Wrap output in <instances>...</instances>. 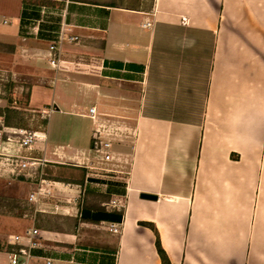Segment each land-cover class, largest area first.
I'll return each mask as SVG.
<instances>
[{
  "label": "crops",
  "instance_id": "obj_1",
  "mask_svg": "<svg viewBox=\"0 0 264 264\" xmlns=\"http://www.w3.org/2000/svg\"><path fill=\"white\" fill-rule=\"evenodd\" d=\"M5 108L27 264H161L157 239L170 264H264V0H0ZM51 115L69 138L41 134ZM17 128L43 144L17 151Z\"/></svg>",
  "mask_w": 264,
  "mask_h": 264
},
{
  "label": "built area",
  "instance_id": "obj_2",
  "mask_svg": "<svg viewBox=\"0 0 264 264\" xmlns=\"http://www.w3.org/2000/svg\"><path fill=\"white\" fill-rule=\"evenodd\" d=\"M149 26V25H147ZM64 40V36L61 35L56 44L51 45L49 47L50 55H49V64L53 67H58L60 62V47L61 43ZM67 40L70 42H75L77 40L76 37H67ZM88 113L94 117L96 113L95 107H90L88 109ZM0 127H4L2 120L0 119ZM7 141L16 140L23 148L31 149L40 144H43L45 138L42 135L37 134L31 130L25 128H17L13 131V133L6 137ZM103 148H109V144H103ZM106 160H109L110 157L108 155L105 156ZM37 161L25 158L18 157H8L5 165L9 168L10 171L14 172L16 170L28 169L34 165H36ZM41 192L38 191L29 196L28 202L32 203L35 201L37 196H40ZM114 205V202L112 203ZM108 230L114 234H118L120 231L115 225H110ZM26 236L28 238V242L26 246L22 245V238L19 236L13 237V245L19 246L17 250H14L8 254L9 264H27V260L31 258V251L38 247L37 239L39 237V231L37 229H30L26 232ZM44 264H53L52 261L46 260Z\"/></svg>",
  "mask_w": 264,
  "mask_h": 264
},
{
  "label": "rangeland",
  "instance_id": "obj_3",
  "mask_svg": "<svg viewBox=\"0 0 264 264\" xmlns=\"http://www.w3.org/2000/svg\"><path fill=\"white\" fill-rule=\"evenodd\" d=\"M39 102H42L41 94L39 95ZM50 110H48L49 112ZM37 114H40L41 111L38 109ZM50 113V112H49ZM54 116H50L48 119V122L46 127L43 128L41 134L46 136L50 130V139L52 135L54 134L55 137L58 138H69V133L67 134L68 136L64 137L65 134L63 132H58L54 130ZM69 125V124H67ZM27 127L30 128L29 125ZM30 130V129H28ZM65 133V132H64ZM49 135V134H48ZM63 140V139H62ZM17 151L23 153L25 152V148H23L20 145H14ZM87 146H90V140L87 138ZM28 193V188L27 187H20L18 183H15L13 185H8L5 180L0 179V194L11 197V198H19L26 196ZM32 226V221L31 218L29 217H22V218H16V217H10V216H1L0 215V235L6 237V241L11 238L13 239L14 236H19L21 238H24V234L26 229L30 228ZM8 254L4 251H0V264H8V259H7Z\"/></svg>",
  "mask_w": 264,
  "mask_h": 264
},
{
  "label": "trees",
  "instance_id": "obj_4",
  "mask_svg": "<svg viewBox=\"0 0 264 264\" xmlns=\"http://www.w3.org/2000/svg\"><path fill=\"white\" fill-rule=\"evenodd\" d=\"M15 111L5 108L0 109V116L4 118L5 126H11L9 124V118L13 117ZM83 172V171H82ZM67 181V180H66ZM32 214L31 210L28 209L27 204L21 199H14L5 196H0V215L10 216L16 218L27 217ZM158 256L160 258L161 264H170L166 253L163 251L159 240H156L155 243ZM3 248V245L0 243V250ZM7 252H12L17 250V247H7Z\"/></svg>",
  "mask_w": 264,
  "mask_h": 264
},
{
  "label": "water",
  "instance_id": "obj_5",
  "mask_svg": "<svg viewBox=\"0 0 264 264\" xmlns=\"http://www.w3.org/2000/svg\"><path fill=\"white\" fill-rule=\"evenodd\" d=\"M141 198L148 199V200H155L156 199V197L151 196V195H141Z\"/></svg>",
  "mask_w": 264,
  "mask_h": 264
}]
</instances>
